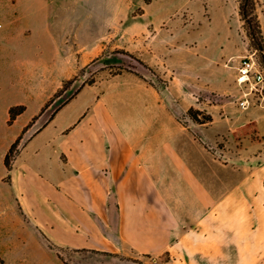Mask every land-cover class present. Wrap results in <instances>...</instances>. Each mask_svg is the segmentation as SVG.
Listing matches in <instances>:
<instances>
[{
    "label": "crops",
    "instance_id": "crops-1",
    "mask_svg": "<svg viewBox=\"0 0 264 264\" xmlns=\"http://www.w3.org/2000/svg\"><path fill=\"white\" fill-rule=\"evenodd\" d=\"M33 13L24 23L0 25V122L11 107L24 106L9 127L15 141L43 119L9 171L34 229L74 250L126 246L166 255L164 264H257L264 257V184L224 180L226 165L198 139L211 126L178 121L194 102L177 110L136 76L116 74L46 115L42 108L62 83L42 81L55 77V66L47 72L39 62Z\"/></svg>",
    "mask_w": 264,
    "mask_h": 264
},
{
    "label": "rangeland",
    "instance_id": "rangeland-1",
    "mask_svg": "<svg viewBox=\"0 0 264 264\" xmlns=\"http://www.w3.org/2000/svg\"><path fill=\"white\" fill-rule=\"evenodd\" d=\"M240 1L0 0V25L24 23L29 12L38 16L39 62L49 68L47 72L55 66V77L42 81L55 87L62 83L42 108L46 115L85 86L131 74L175 109L194 102L190 108L200 111L199 119L211 116L213 123H196L212 128L203 138L207 142L198 139L226 165L225 181L246 176L247 181L264 184V102L241 109L235 84L240 58L255 53L264 68V0L247 2L249 17L255 18V40L248 36L239 13ZM64 73L68 78L61 79ZM189 109L178 117L183 125L195 123ZM12 123L0 122V264H164L168 260L166 255L153 258L126 246L117 253L69 249L36 231L23 216L11 173L4 166L14 143L9 141ZM42 125L43 119L25 129L17 152ZM259 198L264 204V191ZM257 264H264V257Z\"/></svg>",
    "mask_w": 264,
    "mask_h": 264
},
{
    "label": "built area",
    "instance_id": "built-area-1",
    "mask_svg": "<svg viewBox=\"0 0 264 264\" xmlns=\"http://www.w3.org/2000/svg\"><path fill=\"white\" fill-rule=\"evenodd\" d=\"M235 84L240 92L238 106L246 110L255 103L264 102V68L255 53L240 58L235 67Z\"/></svg>",
    "mask_w": 264,
    "mask_h": 264
},
{
    "label": "trees",
    "instance_id": "trees-1",
    "mask_svg": "<svg viewBox=\"0 0 264 264\" xmlns=\"http://www.w3.org/2000/svg\"><path fill=\"white\" fill-rule=\"evenodd\" d=\"M247 2L248 0H241L240 1V5H239V13L241 15V18L243 19L244 21V24L248 27V36L251 38V40H255V32L253 30V26H252V21L255 19V18H251L249 17V12H248V7H247ZM257 32L259 33V37L261 35V31H260V26L258 24V22L254 25ZM262 36V35H261ZM258 45V48L260 50H262V45L261 43H257ZM69 100L65 101L63 105H65ZM46 106V105H45ZM61 106V107H62ZM60 107V108H61ZM59 110V108L57 109ZM56 110V111H57ZM24 111V106H14V107H11L9 109V122L11 123L15 117L19 114H21L22 112ZM55 111V112H56ZM187 114L190 116V118L192 119V121H194L195 123H198V124H207V123H210L212 122V118L210 115H207L205 116L204 119H199L198 118V115L200 114V111H196L194 110L193 108H190L188 111H187ZM18 144H19V138H17L14 143L10 146V148L8 149V152L6 153L5 157H4V166L5 168L8 170V171H11L12 169V164H13V161L15 160L16 156H17V147H18Z\"/></svg>",
    "mask_w": 264,
    "mask_h": 264
}]
</instances>
